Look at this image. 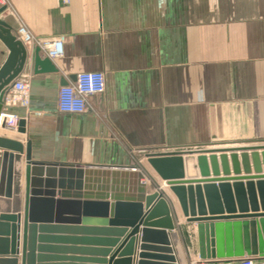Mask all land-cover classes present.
Instances as JSON below:
<instances>
[{"label": "crops", "instance_id": "crops-1", "mask_svg": "<svg viewBox=\"0 0 264 264\" xmlns=\"http://www.w3.org/2000/svg\"><path fill=\"white\" fill-rule=\"evenodd\" d=\"M3 7L0 17L18 37L24 28L33 38L21 75L30 81V104L9 111L27 120L34 161L132 166L140 154L264 142V0H12ZM58 38L65 40L63 57L51 59L58 71L36 74L35 49ZM7 55L0 42V66ZM85 72L104 73L105 92L90 96L84 113L60 112V88ZM2 157L0 150V175ZM147 169L153 193L163 181ZM168 194L187 256L199 259L197 225ZM76 236L78 248L99 246L84 241L96 232ZM88 250L62 256L99 258Z\"/></svg>", "mask_w": 264, "mask_h": 264}, {"label": "water", "instance_id": "water-1", "mask_svg": "<svg viewBox=\"0 0 264 264\" xmlns=\"http://www.w3.org/2000/svg\"><path fill=\"white\" fill-rule=\"evenodd\" d=\"M0 42L8 50L0 66L1 115L7 92L25 70L28 48L1 17ZM34 63L36 74L58 71L40 47ZM26 134V119L14 133L0 127V264H133L137 241L135 264H188L168 192L186 223L197 225L201 260L233 264L264 258L263 141L147 153L148 165L163 181L149 193L151 174L141 162L90 167L37 162ZM80 232L98 233L84 239L98 248H78ZM87 249L99 258L62 256Z\"/></svg>", "mask_w": 264, "mask_h": 264}, {"label": "built area", "instance_id": "built-area-1", "mask_svg": "<svg viewBox=\"0 0 264 264\" xmlns=\"http://www.w3.org/2000/svg\"><path fill=\"white\" fill-rule=\"evenodd\" d=\"M12 0H0V6H8ZM69 3L70 0H61ZM21 40L29 43L32 36L23 28L20 30ZM64 38L40 42V48L47 57L52 60L63 57L65 52ZM106 89V79L102 72H85L77 76L72 84L63 86L58 93V109L62 113L81 114L87 111L90 96L102 94ZM30 104V81L28 78L19 77L10 87L4 99V109L0 115V127L3 125L7 130L16 131L20 117L9 111L10 108H27ZM188 264H219L218 262H207L200 258H188ZM225 264V263H223ZM233 264H264V258L245 257Z\"/></svg>", "mask_w": 264, "mask_h": 264}, {"label": "rangeland", "instance_id": "rangeland-1", "mask_svg": "<svg viewBox=\"0 0 264 264\" xmlns=\"http://www.w3.org/2000/svg\"><path fill=\"white\" fill-rule=\"evenodd\" d=\"M139 158L141 159V164L144 166V167H148V163H147V160L145 159V155H139Z\"/></svg>", "mask_w": 264, "mask_h": 264}]
</instances>
